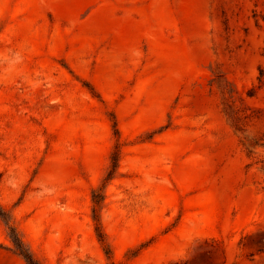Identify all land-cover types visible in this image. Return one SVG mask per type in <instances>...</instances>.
<instances>
[{"label":"rangeland","instance_id":"374dc122","mask_svg":"<svg viewBox=\"0 0 264 264\" xmlns=\"http://www.w3.org/2000/svg\"><path fill=\"white\" fill-rule=\"evenodd\" d=\"M264 0H0V206L41 264H264ZM0 264H28L0 217Z\"/></svg>","mask_w":264,"mask_h":264},{"label":"trees","instance_id":"16d2710c","mask_svg":"<svg viewBox=\"0 0 264 264\" xmlns=\"http://www.w3.org/2000/svg\"><path fill=\"white\" fill-rule=\"evenodd\" d=\"M257 78L259 80V85L264 84V69L262 67H259V72L257 75ZM113 128L114 133L117 136L116 142L114 144V149L111 153L110 159L111 163L109 166V169L103 179V184L100 188L94 189L92 191V201H93V207H92V217L95 224V231L98 237V240L100 241L101 245L103 246V249L105 251V254L107 255L108 259H110L111 264H122L121 262H116L112 259V251L111 246L106 238V235L102 229L101 221H100V215L99 210L101 207L102 202V188L104 187L105 183L111 179L116 171L119 155H120V142L118 137V129L116 121H113ZM0 217L4 220L5 224L7 225V228L9 230L10 237L13 241L14 249L15 251L21 255L25 261L28 264H41L31 253L29 248L25 245L23 242L20 233L18 232L16 226L11 221L10 217L6 215L5 210L0 206Z\"/></svg>","mask_w":264,"mask_h":264}]
</instances>
